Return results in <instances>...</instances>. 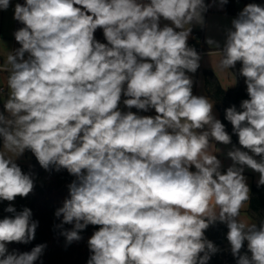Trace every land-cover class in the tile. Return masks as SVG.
I'll return each mask as SVG.
<instances>
[{"label":"clouds","instance_id":"obj_1","mask_svg":"<svg viewBox=\"0 0 264 264\" xmlns=\"http://www.w3.org/2000/svg\"><path fill=\"white\" fill-rule=\"evenodd\" d=\"M9 5L0 0V10ZM208 7L204 0L17 3L21 47L0 66L9 89L0 112V201L32 192L31 174L15 162L27 149L45 170L55 165L76 177L55 212L62 217L56 227L72 225L61 233L71 243L88 225L100 226L88 240L87 264H208L219 249L204 232L217 221L229 229L237 264H264V221L240 219L250 201L244 167L264 186V7L246 5L220 51L221 70L242 64L249 96L240 111L225 109L246 151L233 146L223 174L208 149L211 141L231 144V136L214 116V102L193 95L186 74L200 67L187 41ZM161 18L174 27H160ZM98 28L107 43L95 39ZM122 96L127 109L156 115L121 111ZM5 211L15 215L0 220V264H36L45 244L23 253L6 245L31 242L38 221L27 207ZM245 241L250 257L241 254Z\"/></svg>","mask_w":264,"mask_h":264},{"label":"trees","instance_id":"obj_2","mask_svg":"<svg viewBox=\"0 0 264 264\" xmlns=\"http://www.w3.org/2000/svg\"><path fill=\"white\" fill-rule=\"evenodd\" d=\"M257 1L261 2L262 7H264V0ZM19 3L24 5L26 0H19ZM234 3L235 0H228L225 4L226 13H238ZM22 27L24 25L16 20L15 31ZM94 37L101 43H107L103 30L100 28L95 31ZM20 47L21 45L13 37V52ZM27 57L28 54L25 53V59ZM241 67L242 64L237 62L235 67L230 69L236 78L235 86L230 88H223L217 76L211 70L203 69L205 92L207 96L214 100L215 107L219 112V120L225 125L226 132L231 136V143H238V136L233 133L231 123L225 119V109L235 105L237 110L240 111L241 102L249 99L245 78L239 75ZM3 106L4 103H0V112L4 110ZM132 110L139 114L146 113L135 108H132ZM1 145L2 139H0V147ZM25 151L30 154L28 160L17 164L25 174H31L34 188L27 197L17 196L12 202L0 201V220L5 217L14 218L15 213L5 211V208L11 204L16 209V212L22 211L25 207L29 208L32 211V219L38 221V227L35 238L31 242L27 244L8 243L6 245L8 251L30 252L33 247L45 244L46 248L40 259L36 261V264H87V260L91 255L88 248V240L95 231L99 230L100 226L88 225L86 229L79 233L82 238L79 241L71 243H68L66 237L61 233L64 230H71L72 225L65 224L63 229L56 227L61 223L62 217L57 218L55 212L63 206L66 199L70 198L68 185L76 177L64 168L57 171L55 165H51L48 170H45L41 167L31 150L26 149ZM258 158L261 159V157ZM191 170L195 171L194 167ZM247 210L258 226L261 221H264V186L258 187L257 183H251L250 201ZM228 231L229 229L225 224L217 221L205 230L204 236L219 249L224 240L227 239ZM241 254L251 256V253L247 249V242L244 243ZM208 264H237V258L231 257L224 262L223 254L218 251L211 255Z\"/></svg>","mask_w":264,"mask_h":264},{"label":"crops","instance_id":"obj_3","mask_svg":"<svg viewBox=\"0 0 264 264\" xmlns=\"http://www.w3.org/2000/svg\"><path fill=\"white\" fill-rule=\"evenodd\" d=\"M238 1L239 0H235V3H234L235 9L237 10L238 13L229 14V13L225 12V4L222 5L220 3V0H214V2H211V0H204L205 4L210 5V7H208V10L202 14L203 15V24L201 25V24L193 23L191 25V28H192V31H197V30L202 31V37H203L204 45L206 48L213 50L212 48H209L208 43H206V40L208 39V37H206V31L211 26L212 21L215 19L214 16H222L221 18L224 20V22L226 24H228L229 26H232V20L237 18L239 13L244 9V7L248 4H250V2L253 0H240L243 3V5L241 7L237 5ZM255 1H257V0H255ZM145 2H147V0H145ZM17 3H19V0H10V5H9L8 9L7 10H0V62L3 64L6 61V57H7L8 52H13V37H14L15 26H16V20L13 17H14V8H15V5ZM259 3L261 4V7H262V3L261 2H259ZM165 24H168L169 26H173L170 21H166L163 18H161L160 27H163ZM6 26L7 27L9 26L11 29L10 30H8V29L4 30ZM186 27H188V25H186ZM223 30L224 29L222 27L220 31H223ZM177 31H178V29H177ZM225 40H226V38H224V41ZM207 56H211L210 53L201 57V59L199 61L200 67L198 68L196 73H194V74L193 73H186V74L189 75L193 80V88H192L193 95H195V96H206L209 98V100L214 102V100L212 98H210L209 96H207V94L205 92L203 69L211 70L217 76V78H218V80H219V82L223 88H230V87L235 86L236 78L231 73L230 69L221 70L216 64H214L215 61H213L212 56L211 57H207ZM2 72H5V71H2ZM5 73L8 74L7 72H5ZM222 77L227 78L226 83L224 82ZM3 93H6V89ZM7 97H8V95L6 94V98ZM125 98L126 97L122 96L121 103L119 105L120 110L123 112H127V111L133 112L132 109H127L123 105L122 101ZM134 113H136V112H134ZM136 114H138L140 116H155L156 115L154 109H149L146 113H143V114H139V113H136ZM213 114L217 119H219V112H218L217 108L215 107V103H214V107H213ZM233 146H235L237 148H241V150L246 151V149H243L238 143H231L229 145H224L222 143L215 142V141L210 142V147L208 149V152H209V154H215L217 156V158L221 161L222 166H221L220 170H222V174L225 173L227 168L229 166H231L233 163L231 161V159L227 157V152L229 150H231ZM254 158L259 160V158L257 156ZM243 175L246 177V183L248 184V186L250 188L251 183H257L258 182L260 174L245 166ZM246 211L248 213V210H246Z\"/></svg>","mask_w":264,"mask_h":264},{"label":"rangeland","instance_id":"obj_4","mask_svg":"<svg viewBox=\"0 0 264 264\" xmlns=\"http://www.w3.org/2000/svg\"><path fill=\"white\" fill-rule=\"evenodd\" d=\"M211 2H214V0H211ZM252 3L261 6V4L258 1L253 0V1L250 2V4H252ZM237 5L241 7L243 5L242 1L239 0L237 2ZM214 17H215V19L212 21L211 26L206 31V37H208V39L211 38L212 40L218 42V44L220 45L219 48H216V47L210 46L208 44L209 48H212L214 50L212 53H210V55L212 56L213 61H215L214 64H216L219 67V62H220V60L222 58V54H221L220 51L223 48V45H224V42H225L224 38H226L227 30L232 28V26H229L228 24H226L224 22V20L221 18L222 16H214ZM222 27H223L224 30L220 31ZM7 29L10 30L11 28L9 26L8 27L6 26L4 30H7ZM211 56H207V57H211ZM7 76H8V74H6L5 72L0 71V86L4 87V89H6V93L0 92V103H4L7 100L8 97L6 98V94L9 95V89L7 87ZM222 78H223L224 82L226 83L227 82V78H224V77H222ZM2 144H3V141H2ZM1 147H2V145H1ZM7 155L11 156L13 159L16 158L12 153H7ZM29 156H30V154L26 153L24 151V153L22 155H20L19 157H17L15 159V162L16 163L25 162L26 160H28ZM247 209H248V205L246 204L245 207L241 210L240 219L245 220L249 224L256 223V221L247 213V211H246ZM228 245H230V243L226 239V240H224V243L221 245L223 249L219 250V252L221 254H223V258H224V256L228 257V255L226 254L227 253L226 249H228V247H227ZM224 247H226V248H224Z\"/></svg>","mask_w":264,"mask_h":264},{"label":"built area","instance_id":"obj_5","mask_svg":"<svg viewBox=\"0 0 264 264\" xmlns=\"http://www.w3.org/2000/svg\"><path fill=\"white\" fill-rule=\"evenodd\" d=\"M187 43L189 47H193L197 51L200 57L214 51V50H211L205 47L203 37H202V31H192L188 38ZM3 65L4 64L0 62V66H3ZM4 91H5L4 87L1 86L0 92H4ZM227 247L228 249H226V252H227L226 254L228 255V257L224 256V262L227 261L228 258L234 257L231 252V246L228 245ZM222 249H223L222 246L219 247V250H222Z\"/></svg>","mask_w":264,"mask_h":264}]
</instances>
